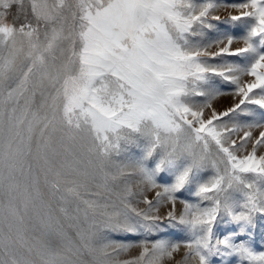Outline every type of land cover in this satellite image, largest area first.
<instances>
[{
	"label": "snow or ice",
	"instance_id": "obj_1",
	"mask_svg": "<svg viewBox=\"0 0 264 264\" xmlns=\"http://www.w3.org/2000/svg\"><path fill=\"white\" fill-rule=\"evenodd\" d=\"M0 264H264V0H0Z\"/></svg>",
	"mask_w": 264,
	"mask_h": 264
},
{
	"label": "rangeland",
	"instance_id": "obj_2",
	"mask_svg": "<svg viewBox=\"0 0 264 264\" xmlns=\"http://www.w3.org/2000/svg\"><path fill=\"white\" fill-rule=\"evenodd\" d=\"M219 15H221L222 18L226 17L227 16V12L225 11H221L220 13H218ZM238 31V30H237ZM241 45H234V47H239ZM232 103V100L231 98H222L218 103H217V106L218 107H227L229 106L230 104ZM136 254V251L133 250L132 253H130V255H135Z\"/></svg>",
	"mask_w": 264,
	"mask_h": 264
}]
</instances>
